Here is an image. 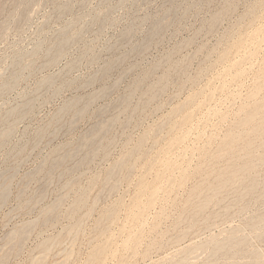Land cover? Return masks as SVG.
Wrapping results in <instances>:
<instances>
[{
	"label": "rangeland",
	"instance_id": "rangeland-1",
	"mask_svg": "<svg viewBox=\"0 0 264 264\" xmlns=\"http://www.w3.org/2000/svg\"><path fill=\"white\" fill-rule=\"evenodd\" d=\"M40 256L264 264V0H0V264Z\"/></svg>",
	"mask_w": 264,
	"mask_h": 264
},
{
	"label": "bare ground",
	"instance_id": "bare-ground-1",
	"mask_svg": "<svg viewBox=\"0 0 264 264\" xmlns=\"http://www.w3.org/2000/svg\"><path fill=\"white\" fill-rule=\"evenodd\" d=\"M257 14H259V13H257ZM254 17V16H253ZM262 24V23H261ZM263 26V25H262ZM262 30V29H261ZM249 36V35H248ZM253 39V38H252ZM257 39V38H256ZM254 42H255V40H254ZM251 45V44H250ZM244 46V45H243ZM59 48H60V46H59ZM244 48V47H243ZM242 48V49H243ZM250 48V47H249ZM241 50V49H240ZM248 50V49H247ZM241 52H243V51H241ZM248 54V53H247ZM245 55V54H244ZM243 56V55H242ZM237 57V56H236ZM241 57V56H240ZM249 58H250V56H249ZM235 59V58H234ZM238 59H239V57H238ZM248 59V58H247ZM231 62V61H230ZM234 62V61H233ZM226 63V62H225ZM225 67H226V65H225ZM230 67V66H229ZM239 68V67H238ZM237 70V69H236ZM247 70V69H246ZM245 70V71H246ZM239 71V70H238ZM234 73V72H233ZM241 73V72H240ZM230 74V73H229ZM222 75V74H221ZM226 78V77H225ZM224 81V80H223ZM222 83V82H221ZM225 86V85H224ZM227 86V85H226ZM255 87V86H254ZM225 88H227V87H225ZM250 92V91H249ZM245 103V102H244ZM27 107V106H26ZM85 107V106H84ZM66 108V107H65ZM84 109V108H83ZM62 111V110H61ZM78 111H79V109H78ZM80 113H81V111H79ZM79 112H76V113H79ZM245 112V111H244ZM253 112V111H252ZM219 116H221L220 114H219ZM253 119H254V116H250V117H248L246 120H245V123H250V122H252L253 121ZM254 122V121H253ZM251 126V125H250ZM192 127V126H191ZM189 130V129H188ZM231 132V131H230ZM259 132V130H258V128L257 129H255L254 131H253V133L254 134H256V133H258ZM176 135V134H175ZM174 135V136H175ZM245 136V135H244ZM173 137V136H172ZM187 137V136H186ZM189 138V137H188ZM232 140H233V138H232ZM187 141V140H186ZM79 147V146H78ZM247 148V147H246ZM74 154V153H73ZM168 154V153H167ZM65 155V154H64ZM167 156V155H166ZM64 157V156H63ZM166 158V157H165ZM165 160V159H164ZM58 162V161H57ZM61 162V161H60ZM164 162V161H163ZM120 164V163H119ZM166 164V163H165ZM56 165V164H55ZM115 167V166H114ZM244 167V169H247L248 168V164H246L245 166H243ZM131 168V167H130ZM119 169V168H118ZM258 169V168H257ZM114 171V170H113ZM168 172V171H167ZM254 173V172H253ZM247 174V173H246ZM112 175V174H111ZM183 175V174H182ZM110 176V175H109ZM167 177V176H166ZM241 180V179H240ZM146 184V183H145ZM255 184V183H254ZM254 184H252L250 187H249V189H248V191H250L253 187H254ZM158 190V189H157ZM136 201V200H135ZM134 201V202H135ZM133 202V203H134ZM156 203V202H155ZM135 204H136V202H135ZM147 204V203H146ZM245 205V204H244ZM135 210V209H134ZM128 211V210H127ZM130 211V210H129ZM51 212V211H50ZM47 214V213H46ZM133 215V214H132ZM220 216V215H219ZM82 217H80L79 219H81ZM128 218V217H127ZM82 220V219H81ZM139 220V219H138ZM195 220V219H194ZM47 221V220H46ZM45 222V221H44ZM77 222H78V220H77ZM143 222V221H142ZM75 224H77V223H74V225ZM139 224V223H138ZM73 226V225H72ZM254 227V226H253ZM22 228V227H21ZM20 228V229H21ZM73 227H71L70 229H72ZM128 228V227H127ZM126 228V229H127ZM15 231V230H14ZM18 231V230H17ZM23 231H25V230H23ZM71 232L73 231V229L72 230H70ZM70 232V233H71ZM18 233V232H17ZM19 234V233H18ZM11 235V234H10ZM16 235V234H15ZM65 235V234H64ZM66 235H67V233H66ZM65 235V236H66ZM69 235V234H68ZM10 238H12V237H10ZM9 238V239H10ZM63 238V237H62ZM65 238V237H64ZM69 238V237H68ZM13 239H14V235H13ZM61 239V238H60ZM22 240H23V238H22ZM63 240V239H62ZM62 240H61V242H62ZM60 241V240H59ZM71 241V240H70ZM75 241V240H74ZM11 242V241H10ZM10 242H8V243H6V244H9ZM60 242H58V244H59ZM57 244V245H58ZM70 244V243H69ZM74 244V243H73ZM21 245V244H20ZM52 245V244H51ZM56 245V246H57ZM129 245H130V243H129ZM62 246V245H61ZM71 246H73V245H71ZM50 248H51V246H50ZM227 249H228V244H219V245H217V247H216V249H215V253L216 252H226L227 251ZM51 249H49V251H50ZM70 251V250H69ZM68 252V251H67ZM47 253V255H48V252H46ZM253 254V253H252ZM68 255V254H67ZM45 256V255H44ZM44 256H40V258H42V259H38V261H40V263L39 264H42V262H43V260H44ZM69 256H70V254H69ZM211 257V256H210ZM67 258H66V263H67ZM33 262V261H32ZM63 263H65V261L63 262ZM62 263V264H63ZM33 264V263H32ZM177 264H182V262H180V263H177Z\"/></svg>",
	"mask_w": 264,
	"mask_h": 264
}]
</instances>
